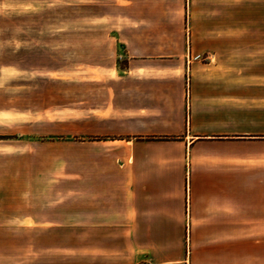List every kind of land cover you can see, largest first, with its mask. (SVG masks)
Segmentation results:
<instances>
[{"label": "crops", "instance_id": "1", "mask_svg": "<svg viewBox=\"0 0 264 264\" xmlns=\"http://www.w3.org/2000/svg\"><path fill=\"white\" fill-rule=\"evenodd\" d=\"M106 1L119 9L106 10L94 138L0 139V173L30 176L35 158L49 179L39 217L3 205L0 228L54 233L67 242L43 254L89 264H264V157L250 151L264 136L235 126L238 57L223 60L222 27L197 23L202 0ZM185 3L191 22L181 27ZM230 36L236 49L238 24ZM224 63L236 73L227 102L217 88Z\"/></svg>", "mask_w": 264, "mask_h": 264}, {"label": "rangeland", "instance_id": "2", "mask_svg": "<svg viewBox=\"0 0 264 264\" xmlns=\"http://www.w3.org/2000/svg\"><path fill=\"white\" fill-rule=\"evenodd\" d=\"M230 3L199 1L203 9L195 19L222 27L224 44L218 49L224 61L232 50L238 57L236 128L264 136V0H238L233 10ZM118 9L115 1L106 0H0V139L24 132L34 138L60 136V143L69 144L94 138V124L106 105V10ZM184 17L181 27L191 22L186 3ZM232 23L238 24L236 49L225 42ZM221 66L217 88L227 102L236 89V73L230 64ZM61 145L58 151L69 155L70 146ZM250 151L264 157V143ZM40 161H29L30 176L0 173V206L5 210L17 206L18 215L39 217V205L48 200L40 202L38 189L49 183L38 175ZM12 228H0V264H89L43 254L67 242L56 240L54 233Z\"/></svg>", "mask_w": 264, "mask_h": 264}]
</instances>
